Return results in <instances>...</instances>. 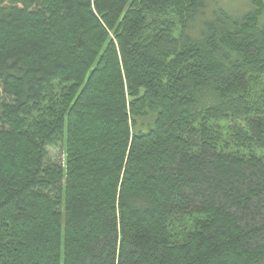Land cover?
<instances>
[{
    "label": "trees",
    "instance_id": "16d2710c",
    "mask_svg": "<svg viewBox=\"0 0 264 264\" xmlns=\"http://www.w3.org/2000/svg\"><path fill=\"white\" fill-rule=\"evenodd\" d=\"M249 3L0 0V264H264Z\"/></svg>",
    "mask_w": 264,
    "mask_h": 264
},
{
    "label": "rangeland",
    "instance_id": "374dc122",
    "mask_svg": "<svg viewBox=\"0 0 264 264\" xmlns=\"http://www.w3.org/2000/svg\"><path fill=\"white\" fill-rule=\"evenodd\" d=\"M219 5H222L229 9L230 11L244 13L251 9V4L249 0H213ZM50 158L53 161H61L65 156V147L64 145H59L56 148H52L49 150ZM260 156H264V152H259Z\"/></svg>",
    "mask_w": 264,
    "mask_h": 264
}]
</instances>
